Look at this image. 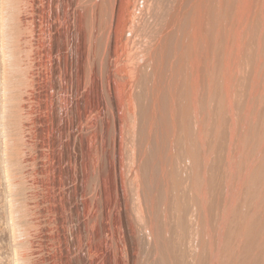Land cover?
<instances>
[{
  "label": "rangeland",
  "instance_id": "obj_1",
  "mask_svg": "<svg viewBox=\"0 0 264 264\" xmlns=\"http://www.w3.org/2000/svg\"><path fill=\"white\" fill-rule=\"evenodd\" d=\"M17 1L0 0V264H264V0ZM130 97L153 201L134 263L114 148Z\"/></svg>",
  "mask_w": 264,
  "mask_h": 264
},
{
  "label": "bare ground",
  "instance_id": "obj_2",
  "mask_svg": "<svg viewBox=\"0 0 264 264\" xmlns=\"http://www.w3.org/2000/svg\"><path fill=\"white\" fill-rule=\"evenodd\" d=\"M203 1L204 0H199V2H198V7H197L198 13L203 8V5H202ZM17 2H19V4H18L19 6L15 4L16 5L15 7H19V10H20L21 14L25 15V12L28 10V7H29L31 1L30 0H20V1H17ZM33 3L34 2H32L31 4L33 5ZM30 7H32V6H30ZM20 12L17 15H20ZM201 13H203V11ZM198 16L196 15V19L197 18H198V20H200V18L202 19V17H198ZM4 17H2V18H4ZM5 18L7 19V17H5ZM18 18L19 19H17V20H21V15ZM196 19H194V20L196 21ZM4 21H5V19L3 20V22ZM16 22H18V21H16ZM201 22L203 23V19L200 22L199 21L198 22H193V27H192V30H191V39L188 42V49H189V52H190V55H191V65H192V69H191L192 70V91H191V96L192 97H191V102H190V108H193V111H194L196 119H197V128H198V130L200 132V133L197 132L198 133L197 135H199V139L198 140H199L200 144H202L203 140H204L203 127H202L203 123H202L201 114H200L199 108H198V98H199V95H200V92H201L200 91L201 60H200V53H199V50H200L199 49V47H200L199 46L200 45V37H199V35L203 31ZM2 27H3L1 29L2 33H0V34H4V31H5V30L3 31V29H5L4 26H2ZM4 35H3V37H4ZM0 39H1V37H0ZM3 39H1V41ZM2 42L4 43V40ZM202 42H203V39H202L201 43ZM4 52H6V51H4ZM5 56H7V55H5ZM9 60H5V61L9 62ZM6 66H7V64H6ZM6 66H5V69H7ZM10 68H8V69L10 70ZM8 69H7V72H9ZM5 72H6V70H5ZM135 111H136V108H135L134 100H132V98L130 97V99L128 101L127 108H125V117H127V118H125V120H123L122 118H119L118 116H115V136H114V148L116 150V156L118 158V162H120V169H119V177H120V179H119V181H120V183L122 185L121 186L122 187V189H121L122 194H121L120 200L118 202V209H119L120 216H121L120 225H124L125 226L127 234L130 235V238L133 240V242H130V244H129L130 261H131V263H134V260H135L134 242L137 240V238L138 237L139 238L140 237L143 238L144 236H149V237L152 236L151 208L153 207V201H149L148 199L145 198V193L146 192L143 190L142 178H141V176L139 174L140 171L137 170L138 169V167H137L138 165L136 166V163L138 162V158H137L136 155H137V150H139V149H137L135 144L128 145V143H127V141L129 140L128 138L129 137L130 138L134 137L135 133H136L135 126H136V123H137L136 122L137 119H136ZM152 124H153V122L151 123V128H152ZM173 127L176 130V126H173ZM105 130H106V126H105ZM125 145H127V148L129 149V151L131 153L130 172H129V175H128L130 180L133 183V186H134L133 195H132L131 198L129 196V193H128V190H127V187H126V179H125V176H124L123 157H124V150L126 149V148H124ZM190 153H191V151H190ZM190 153L188 152L189 155H190ZM191 157L194 158V155L191 156ZM193 158H191V159L188 158V162H185V166H186L187 170H190L192 175L196 174L195 173V171H196V169H195L196 163H195V160ZM192 159H193L194 163H193ZM138 164H139V162H138ZM194 182H195V180H194ZM196 182L194 184L192 183L193 186L190 189H191L192 193H195V194H197V196H199V195H201V190L199 188V185ZM187 187L189 188L190 186H187ZM147 193H149V192H147ZM131 212H134V216L132 215ZM213 261H214V264H219V261H218V258L216 256V254L214 256V260Z\"/></svg>",
  "mask_w": 264,
  "mask_h": 264
}]
</instances>
